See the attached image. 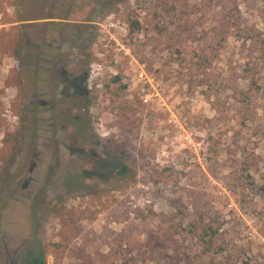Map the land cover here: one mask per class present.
Wrapping results in <instances>:
<instances>
[{"label":"rangeland","instance_id":"374dc122","mask_svg":"<svg viewBox=\"0 0 264 264\" xmlns=\"http://www.w3.org/2000/svg\"><path fill=\"white\" fill-rule=\"evenodd\" d=\"M40 259L264 264V0H0V264Z\"/></svg>","mask_w":264,"mask_h":264},{"label":"trees","instance_id":"16d2710c","mask_svg":"<svg viewBox=\"0 0 264 264\" xmlns=\"http://www.w3.org/2000/svg\"><path fill=\"white\" fill-rule=\"evenodd\" d=\"M130 29H131L132 32H136V31L140 30V26H139V24H137L136 26H135V25H131ZM117 79H119V78H117ZM125 170H126V169H124V171H125ZM208 230L211 231V228H208ZM205 234H206V236H209V233H205ZM213 240H214L213 237L210 236V238H209L207 241H204V242H206V244H207L208 246H212V244H213ZM210 248H211V247H210ZM34 264H45V262H44L43 259H40V260H37V262L34 263Z\"/></svg>","mask_w":264,"mask_h":264},{"label":"flooded vegetation","instance_id":"af4514ba","mask_svg":"<svg viewBox=\"0 0 264 264\" xmlns=\"http://www.w3.org/2000/svg\"><path fill=\"white\" fill-rule=\"evenodd\" d=\"M78 85H77V87H79V86H81V83L79 82V83H77ZM73 87V86H72ZM73 88H75V87H73ZM75 90V92H76V94H78L79 92L76 90V88L74 89ZM73 97V96H72ZM71 96L69 97V98H72ZM39 103H40V105L41 106H48V102H46V101H39ZM77 119H78V117H77Z\"/></svg>","mask_w":264,"mask_h":264}]
</instances>
